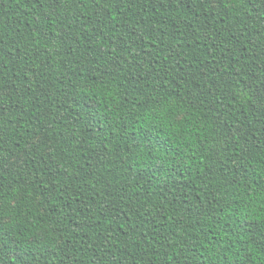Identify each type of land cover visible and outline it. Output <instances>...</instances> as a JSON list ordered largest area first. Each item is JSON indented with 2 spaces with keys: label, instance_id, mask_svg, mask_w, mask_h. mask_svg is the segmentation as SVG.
Here are the masks:
<instances>
[{
  "label": "trees",
  "instance_id": "16d2710c",
  "mask_svg": "<svg viewBox=\"0 0 264 264\" xmlns=\"http://www.w3.org/2000/svg\"><path fill=\"white\" fill-rule=\"evenodd\" d=\"M261 184L264 0H0V264H264Z\"/></svg>",
  "mask_w": 264,
  "mask_h": 264
},
{
  "label": "snow or ice",
  "instance_id": "6c2138e0",
  "mask_svg": "<svg viewBox=\"0 0 264 264\" xmlns=\"http://www.w3.org/2000/svg\"><path fill=\"white\" fill-rule=\"evenodd\" d=\"M254 191H255V189H254ZM258 195L260 197V200L264 201V184L260 185V189H259ZM251 199H252L253 202H255V197H252ZM261 218L264 219V217H261Z\"/></svg>",
  "mask_w": 264,
  "mask_h": 264
}]
</instances>
